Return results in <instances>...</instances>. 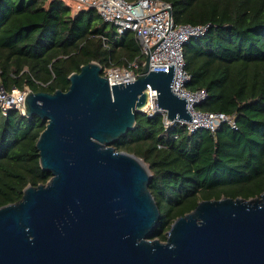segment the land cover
Returning <instances> with one entry per match:
<instances>
[{
	"label": "trees",
	"instance_id": "1",
	"mask_svg": "<svg viewBox=\"0 0 264 264\" xmlns=\"http://www.w3.org/2000/svg\"><path fill=\"white\" fill-rule=\"evenodd\" d=\"M165 1L176 23L207 26L183 47L187 88L207 92L196 108L234 116L236 128L189 132L179 122L167 126L161 113L137 114L135 127L112 144L147 164L161 212L152 238L161 240L201 200L264 191V0ZM91 61L103 71L137 61L141 72L146 56L133 31L118 34L95 8L73 13L66 0H0V88L66 91L69 76ZM46 123L0 109V206L50 180L36 148Z\"/></svg>",
	"mask_w": 264,
	"mask_h": 264
},
{
	"label": "water",
	"instance_id": "2",
	"mask_svg": "<svg viewBox=\"0 0 264 264\" xmlns=\"http://www.w3.org/2000/svg\"><path fill=\"white\" fill-rule=\"evenodd\" d=\"M174 73L175 64L151 70L148 56L136 80L111 85L91 61L66 91H27L24 115L47 121L36 148L52 176L0 206V264H264V191L201 200L166 240L152 238L161 212L151 172L112 144L147 115L148 86L157 113L192 120L186 97L172 90Z\"/></svg>",
	"mask_w": 264,
	"mask_h": 264
},
{
	"label": "built area",
	"instance_id": "3",
	"mask_svg": "<svg viewBox=\"0 0 264 264\" xmlns=\"http://www.w3.org/2000/svg\"><path fill=\"white\" fill-rule=\"evenodd\" d=\"M75 3L76 10L95 8L101 17L116 26L118 34L126 30L135 33L141 53L149 56L150 69L169 71V65L175 64L172 90L179 96L186 97L192 120L170 121L167 112L161 111L164 122L168 126L179 122L185 125L189 132L198 129L210 130L215 133L227 123L236 128L234 116L224 112H203L196 106L207 98L204 89L192 91L187 88L190 75L185 69L183 47L191 38L203 35L207 26L178 24L173 19L172 5L165 0H69ZM139 63L134 61L127 67H110L104 69L103 75H108L111 85L120 82H132L138 78ZM148 102L144 111L152 116L157 113V93L148 86ZM29 89L21 91L13 88L6 91L0 88V109L7 113L9 109H18L24 114V101Z\"/></svg>",
	"mask_w": 264,
	"mask_h": 264
},
{
	"label": "rangeland",
	"instance_id": "4",
	"mask_svg": "<svg viewBox=\"0 0 264 264\" xmlns=\"http://www.w3.org/2000/svg\"><path fill=\"white\" fill-rule=\"evenodd\" d=\"M66 3L69 4V5H71V8H72V12L73 13H76L77 12L76 6H75V3L74 2L69 1V0L68 1L66 0Z\"/></svg>",
	"mask_w": 264,
	"mask_h": 264
}]
</instances>
